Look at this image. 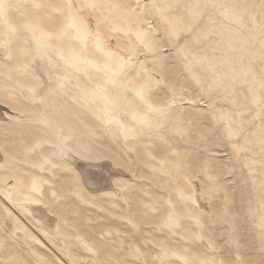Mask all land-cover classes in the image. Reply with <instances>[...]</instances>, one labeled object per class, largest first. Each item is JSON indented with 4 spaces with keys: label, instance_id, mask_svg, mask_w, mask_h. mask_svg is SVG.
Wrapping results in <instances>:
<instances>
[{
    "label": "rangeland",
    "instance_id": "1",
    "mask_svg": "<svg viewBox=\"0 0 264 264\" xmlns=\"http://www.w3.org/2000/svg\"><path fill=\"white\" fill-rule=\"evenodd\" d=\"M0 108V264H264V0H0Z\"/></svg>",
    "mask_w": 264,
    "mask_h": 264
},
{
    "label": "bare ground",
    "instance_id": "2",
    "mask_svg": "<svg viewBox=\"0 0 264 264\" xmlns=\"http://www.w3.org/2000/svg\"><path fill=\"white\" fill-rule=\"evenodd\" d=\"M2 116H3V114H2L1 108H0V119L3 118ZM83 171H85V173H84L85 180H87V182L94 188L99 187V186H103L108 181L107 177L104 176V174H102L101 171L91 169V168H88L86 166L83 167ZM31 210L35 214L38 213V218L43 225H45L49 229L52 228L53 225H52V221H51L50 217H47V219H46L44 216H42L44 214L47 215V213L44 209H42L40 207H33Z\"/></svg>",
    "mask_w": 264,
    "mask_h": 264
},
{
    "label": "snow or ice",
    "instance_id": "3",
    "mask_svg": "<svg viewBox=\"0 0 264 264\" xmlns=\"http://www.w3.org/2000/svg\"><path fill=\"white\" fill-rule=\"evenodd\" d=\"M88 6L89 7H93L94 5L89 4ZM84 27L87 30V26L85 25ZM100 43H102V42H98V46L100 45ZM78 59H79L78 57L70 56V57H67V62L72 63V62H74V61H76ZM129 59H131V57H129ZM77 70H79L78 65H77ZM96 91L100 93L102 99L105 101V104L109 108L115 109V108H118L120 106L119 105V101L117 99H115V98H113V97H111V96L108 95L107 89L103 85H101ZM137 95L140 96L141 99H143L144 98L143 89H141L137 93ZM107 115L109 117H111L112 113L109 112V113H107ZM188 198L191 199V197H188ZM198 222L199 221L197 219V223ZM166 224H168L169 226H174L175 225V220H174V218L172 217L171 214L169 215L168 219L166 220Z\"/></svg>",
    "mask_w": 264,
    "mask_h": 264
}]
</instances>
